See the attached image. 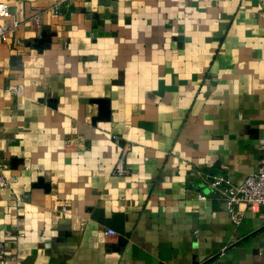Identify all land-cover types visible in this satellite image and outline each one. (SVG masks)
<instances>
[{
  "label": "crops",
  "instance_id": "obj_1",
  "mask_svg": "<svg viewBox=\"0 0 264 264\" xmlns=\"http://www.w3.org/2000/svg\"><path fill=\"white\" fill-rule=\"evenodd\" d=\"M60 1L0 0V24L21 23L0 90L24 89L0 99V164L18 177L0 189V264H264V209L241 204L235 225L209 187L257 171L264 0H70L56 15Z\"/></svg>",
  "mask_w": 264,
  "mask_h": 264
},
{
  "label": "built area",
  "instance_id": "obj_2",
  "mask_svg": "<svg viewBox=\"0 0 264 264\" xmlns=\"http://www.w3.org/2000/svg\"><path fill=\"white\" fill-rule=\"evenodd\" d=\"M70 0H61L54 8V14L60 15V7L62 4L68 3ZM10 5L7 3H0V18H11L9 12ZM37 22V21H36ZM21 23L14 19L11 25L0 24V45L8 44L13 33L20 27ZM22 96L24 89L21 85H8L4 90H0V99L5 95ZM259 160L256 173L248 176L239 184L227 185L222 188L226 181L224 178H214L209 187L212 191H220L224 197L226 211L233 224L238 225L244 218V214L238 209L241 204L248 205L250 207H260L264 209V138L259 141L258 144ZM0 189H7L18 183L17 176L6 177L4 172L10 170L8 163L0 164ZM115 174L118 177H123L128 174V169L125 164L124 154L120 157L118 163L115 166ZM204 179L208 180V177L204 176ZM200 200H206V196L199 194ZM108 235H115L112 230L108 231ZM6 259V248L4 243L0 242V261Z\"/></svg>",
  "mask_w": 264,
  "mask_h": 264
},
{
  "label": "water",
  "instance_id": "obj_3",
  "mask_svg": "<svg viewBox=\"0 0 264 264\" xmlns=\"http://www.w3.org/2000/svg\"><path fill=\"white\" fill-rule=\"evenodd\" d=\"M96 21H97L96 22V28H97L98 26H100L101 22H100V20H96ZM95 30H96L95 34L97 37L108 36V34L105 32H100V31H98V29H95ZM47 43H50V41H47L46 39H42L39 41V44L36 45L35 47L42 49L46 46ZM98 103L102 107L100 117H99V121L107 120L109 118V115H110V111L108 110V101H99Z\"/></svg>",
  "mask_w": 264,
  "mask_h": 264
}]
</instances>
